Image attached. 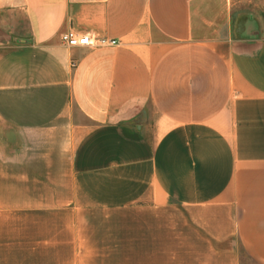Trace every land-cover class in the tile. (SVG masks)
I'll return each instance as SVG.
<instances>
[{"label": "crops", "instance_id": "crops-1", "mask_svg": "<svg viewBox=\"0 0 264 264\" xmlns=\"http://www.w3.org/2000/svg\"><path fill=\"white\" fill-rule=\"evenodd\" d=\"M127 236L264 264V0H0V264H120Z\"/></svg>", "mask_w": 264, "mask_h": 264}, {"label": "built area", "instance_id": "built-area-1", "mask_svg": "<svg viewBox=\"0 0 264 264\" xmlns=\"http://www.w3.org/2000/svg\"><path fill=\"white\" fill-rule=\"evenodd\" d=\"M60 41L67 48L71 47H100L105 45H115L112 40L99 38L93 35L76 33L73 30L66 31L60 36Z\"/></svg>", "mask_w": 264, "mask_h": 264}, {"label": "rangeland", "instance_id": "rangeland-1", "mask_svg": "<svg viewBox=\"0 0 264 264\" xmlns=\"http://www.w3.org/2000/svg\"><path fill=\"white\" fill-rule=\"evenodd\" d=\"M126 227H122L121 229H125ZM120 230V229H119ZM126 238V237H125ZM124 238V239H125ZM126 239H129L128 243L126 242L125 244H122V242L120 241V244L118 246V248L120 249V253H118L119 259H120V264H143V256L144 253L141 250L139 253H134L135 255H137V257H135V259L133 258V253H128L130 247H132L131 243L134 242L135 246H139L138 243H141V239L142 237H131V236H127ZM141 245V244H140ZM146 255H147V251H146ZM140 259V261L142 262H134L135 260Z\"/></svg>", "mask_w": 264, "mask_h": 264}]
</instances>
